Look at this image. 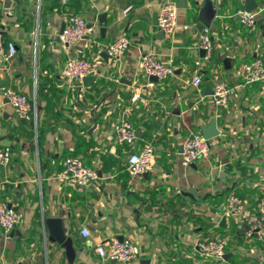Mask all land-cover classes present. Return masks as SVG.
<instances>
[{
    "label": "crops",
    "instance_id": "1",
    "mask_svg": "<svg viewBox=\"0 0 264 264\" xmlns=\"http://www.w3.org/2000/svg\"><path fill=\"white\" fill-rule=\"evenodd\" d=\"M167 1L0 0V28L17 53L10 60L0 55V83L9 74V86L38 108L36 125L20 119L0 87V144L12 148L9 167L0 166V199L23 213L9 238L0 227V264H121L96 251L114 238H130L140 249L125 264H264V236H248L244 219L224 211L231 193L249 210L264 196V82L243 84L246 64L264 59V12L249 28L237 17L246 0H212L214 55L198 68L204 53L196 45L203 31L197 24L207 0L178 7L171 35L158 25ZM255 2L259 9L264 0ZM70 12L83 15L91 30L67 48L60 33ZM120 35L130 45L115 61L105 46ZM153 52L176 67L172 77L153 81L137 70ZM70 56L99 59V76L89 85L70 83L62 74ZM197 73L202 80L195 85ZM220 80L233 89L226 107L211 97ZM214 118L220 134L211 138L210 152L185 166L184 139L203 133ZM124 119L137 132L132 145L115 141ZM79 138L84 145L74 153ZM147 145L155 147L154 166L133 176L127 155ZM70 155L82 157L98 178L83 187L64 183L59 173ZM47 217L63 220L72 254L49 237ZM85 227L89 236L81 233ZM215 236L229 239L223 260L195 247Z\"/></svg>",
    "mask_w": 264,
    "mask_h": 264
},
{
    "label": "built area",
    "instance_id": "2",
    "mask_svg": "<svg viewBox=\"0 0 264 264\" xmlns=\"http://www.w3.org/2000/svg\"><path fill=\"white\" fill-rule=\"evenodd\" d=\"M67 0H64L66 2ZM215 1V0H213ZM128 10V9H127ZM264 12V2L259 9L248 10L246 8L237 11L239 22L249 28H254L258 18ZM158 25L167 34L176 31L178 25V6L176 2L170 0L163 3L158 10ZM66 25L60 33V40L67 47H73L81 40L91 28L85 17L76 13H68ZM197 47L204 51L201 59H197L196 66L199 68L202 64H209L214 55V42L211 29L205 27L202 29ZM130 40L126 35H120L113 42L105 46L110 59L117 61L127 51ZM16 45L13 41L6 40L0 28V55L5 60H10L16 55ZM100 60H92L86 57L70 56L62 68L63 76L70 82L80 84L83 78L87 76L97 77L100 74ZM137 70L147 76L158 79H167L175 74L176 67L170 63H165L153 53L144 54L137 63ZM201 75L197 73L193 77V83L198 85L201 82ZM264 82V59L256 58L246 64L243 71V84H252ZM2 95L8 99L15 110L17 116L25 121L33 122L35 125L38 120V108L36 101L28 94L15 89L12 86L1 88ZM233 92L232 87L224 81H216L212 92V101L218 107H226L229 103L230 95ZM138 93L133 96L132 101H136ZM137 138V132L133 124L128 120H121L117 127L115 141L118 144H134ZM210 152V141L205 138L203 133L192 131L184 139L183 152L181 154L182 163L190 166L197 159L206 157ZM12 148L0 144V166L8 168L11 161ZM155 147L147 145L138 152L130 151L127 155V168L131 175L138 176L151 170L155 163ZM59 178L74 187H83L89 185L98 178V172L91 167L82 157L77 155L66 156L63 160V169L59 173ZM224 211L226 214L239 216L244 219L247 226L248 236L258 233L264 236V196H262L255 210H249L246 202L240 196L231 193L228 196ZM23 222V213L11 206L8 201L0 199V227L4 231L5 238H9L14 231ZM83 236H89L90 230L85 227L81 231ZM229 245V239L223 236H215L209 239L196 240L195 247L202 255L210 259L223 260L226 256V249ZM97 253L103 260L113 262H126L139 257L140 249L130 238L122 240L114 238L108 245L97 246ZM240 264V263H235Z\"/></svg>",
    "mask_w": 264,
    "mask_h": 264
},
{
    "label": "water",
    "instance_id": "3",
    "mask_svg": "<svg viewBox=\"0 0 264 264\" xmlns=\"http://www.w3.org/2000/svg\"><path fill=\"white\" fill-rule=\"evenodd\" d=\"M177 6L179 8H186V0H179ZM258 6L257 2L255 0H246L244 4V8L248 10H254ZM199 13V22L197 24V27L202 30L205 27H208L211 25L213 19L217 16L218 11L217 8L214 5V2L212 0H207L203 8H201ZM261 23V19L258 18V24ZM66 25V22L63 23L61 27V32L64 29ZM105 28H101V32L104 34ZM163 31V30H162ZM165 32V31H164ZM204 53V51H203ZM96 78L94 76H87L83 78V82L85 85L91 84ZM151 79L158 80L156 76H152ZM11 83L9 74L6 75V80H2L0 83L1 86H7ZM213 91V90H212ZM218 120L216 118L211 120V124L208 126H202L203 134L207 140H211V138L218 136L220 134V130L218 129ZM183 149V146H182ZM187 190H185L186 192ZM187 192H194L192 189H188ZM10 205L13 206V203L10 202ZM226 218L223 219L225 221ZM45 225L50 229V236L53 241H56L58 244H60L62 247H64L66 250H68L69 253H73V238L72 236L67 234V229L65 228L64 222L61 218L58 217H47L45 220ZM121 264H125V262H122Z\"/></svg>",
    "mask_w": 264,
    "mask_h": 264
},
{
    "label": "trees",
    "instance_id": "4",
    "mask_svg": "<svg viewBox=\"0 0 264 264\" xmlns=\"http://www.w3.org/2000/svg\"><path fill=\"white\" fill-rule=\"evenodd\" d=\"M95 88H96V90H97V87H95ZM98 89H99V88H98ZM77 144H78V145H77L76 151H75L74 153H79L80 150L82 149V147H83V145H84V143H83V138H79Z\"/></svg>",
    "mask_w": 264,
    "mask_h": 264
}]
</instances>
